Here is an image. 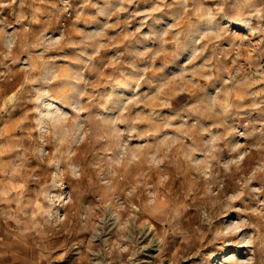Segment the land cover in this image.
Segmentation results:
<instances>
[{"label":"clouds","instance_id":"clouds-1","mask_svg":"<svg viewBox=\"0 0 264 264\" xmlns=\"http://www.w3.org/2000/svg\"><path fill=\"white\" fill-rule=\"evenodd\" d=\"M69 7L0 18V264H264V0Z\"/></svg>","mask_w":264,"mask_h":264},{"label":"rangeland","instance_id":"rangeland-1","mask_svg":"<svg viewBox=\"0 0 264 264\" xmlns=\"http://www.w3.org/2000/svg\"><path fill=\"white\" fill-rule=\"evenodd\" d=\"M97 3V0H70V7L68 11L63 13L60 16V20L63 26L71 29L74 25L75 27H80L82 25H86L87 22L91 21L95 15V7L94 5ZM152 7L150 2H142L139 7L136 5L132 6L130 11H147ZM20 0H17L16 4H13L11 8L4 9L2 13H0V18L6 17L9 22H14L20 14ZM82 15H78L81 14ZM161 15V14H157ZM152 22L149 21V24ZM135 24V22H134ZM235 249L228 248L221 251L218 248H207L204 249L201 254L203 257L207 258L210 253H213L211 259H205L203 264H226L225 258ZM192 264H201L200 257H197L192 261Z\"/></svg>","mask_w":264,"mask_h":264}]
</instances>
